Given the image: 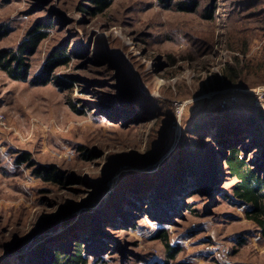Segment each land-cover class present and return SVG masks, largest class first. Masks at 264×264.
<instances>
[{
    "label": "rangeland",
    "instance_id": "obj_1",
    "mask_svg": "<svg viewBox=\"0 0 264 264\" xmlns=\"http://www.w3.org/2000/svg\"><path fill=\"white\" fill-rule=\"evenodd\" d=\"M80 5L90 1L0 0V48L34 27L48 34L28 80L0 70V264H40L78 241L87 264H162L164 231L181 248L169 264H216L217 252L264 264L220 144L231 135L264 174V118L248 122L264 113V0ZM60 44L58 82L32 84Z\"/></svg>",
    "mask_w": 264,
    "mask_h": 264
},
{
    "label": "trees",
    "instance_id": "obj_2",
    "mask_svg": "<svg viewBox=\"0 0 264 264\" xmlns=\"http://www.w3.org/2000/svg\"><path fill=\"white\" fill-rule=\"evenodd\" d=\"M90 7L80 5L79 9L89 14H96L106 10L113 0H89ZM208 18L211 15L207 16ZM43 26V24H42ZM6 26H0V39L8 34ZM47 32L41 30V27H34L29 29L21 41L15 47H1L0 48V70L4 71L7 76L13 80L26 81L31 74L30 57L36 52L38 46L47 37ZM68 55L66 54L65 45H58L47 56L46 60L41 66L40 71L31 78L32 84H46L49 82H58L57 76L53 74L54 69L62 64H66ZM224 82L227 86L235 84L239 77V72L232 66L224 69ZM248 117L250 125L259 123L264 118V113H256ZM235 126L231 124L230 129ZM253 127V126H252ZM236 128V127H235ZM236 133V132H234ZM231 136V135H230ZM220 144L227 145V155L224 158V164L227 166L228 176L234 180L231 187L232 196L238 199L239 202L247 206L245 214L247 218L251 219L258 227L260 238L264 240V174L250 165V162L243 157L239 158L240 146L237 144L231 145L229 137ZM231 145V146H230ZM28 161L25 156H21L18 163ZM38 176L46 180H54L56 182L64 183L60 175L56 173L54 168L40 167L35 170ZM75 213L71 214L73 218ZM157 219H161V215H156ZM166 233L160 234L159 237L164 239L166 246V258L162 264H169L180 252L179 246H172L166 241ZM24 239L18 241V246L24 245ZM75 247L70 251L57 249L51 259L40 264H87L88 254L86 249L81 245V241L76 242Z\"/></svg>",
    "mask_w": 264,
    "mask_h": 264
},
{
    "label": "built area",
    "instance_id": "obj_3",
    "mask_svg": "<svg viewBox=\"0 0 264 264\" xmlns=\"http://www.w3.org/2000/svg\"><path fill=\"white\" fill-rule=\"evenodd\" d=\"M236 96V95H235ZM237 97V96H236ZM231 101L235 100V97H229ZM224 254L217 252L215 254V262L216 264H232L229 259Z\"/></svg>",
    "mask_w": 264,
    "mask_h": 264
}]
</instances>
